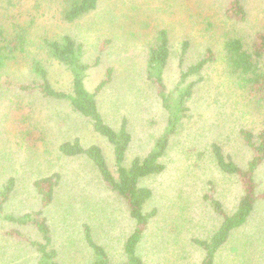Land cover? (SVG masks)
Here are the masks:
<instances>
[{"label":"rangeland","instance_id":"obj_1","mask_svg":"<svg viewBox=\"0 0 264 264\" xmlns=\"http://www.w3.org/2000/svg\"><path fill=\"white\" fill-rule=\"evenodd\" d=\"M173 1L175 5L169 7L166 0H101L90 15L66 27L83 44V62L92 63L99 57L98 64L85 76L84 83L89 90L94 89L107 67L112 68V81L97 99L104 119L114 128L121 117L127 118L131 133L127 162L149 151L167 124V112L145 77L144 65L148 43L154 40L160 27L166 28L170 37V55L164 76L168 89L174 87L181 68L198 59L206 43L213 49L220 48L221 35L227 29L250 36V32L264 28V0H248L247 20L240 23L231 22L222 14L224 0ZM205 16L214 21L208 30L203 28ZM46 17L39 20L38 27L35 25V36L46 32L49 25ZM49 22L48 33L54 35L61 23L56 24L53 19ZM110 38L107 49L100 54L99 43ZM182 38L188 39L190 45L181 65ZM47 67L53 84L67 89L70 75L66 68L55 62ZM9 72L15 79L29 77L23 58H19ZM3 74L0 72V83ZM201 76L203 79L196 84L186 103L187 116L171 137L162 157L164 171L141 181L142 186L149 187L152 192L144 210L156 211L137 248L146 264H197L201 252L190 239L207 237L210 233L200 232L217 224L212 216L205 217L213 215L209 204L202 201L206 182L214 183L216 196L226 212L235 207L239 195L235 178L219 171L209 147L217 142L225 155L244 166L249 150L242 144L238 130L241 126L256 127L253 120L257 119L258 112L232 83L218 58L203 69ZM193 78L196 79L189 80ZM12 94L11 90H0V183L9 175L17 176L18 180V192L11 204L6 205V210L20 213L27 208H39V196L34 195L32 180L57 169L62 175L61 182L53 202L44 209L57 228L53 233L56 260L60 264H90L93 256L80 227L86 222L96 242L108 249L112 263H120L123 259L118 236L132 230V220L123 204L97 182L95 170L86 159L66 158L58 150L62 141L79 137L84 146L99 145L111 163L110 146L82 117L71 111L66 101L35 97L30 99L35 106L34 122L45 131L46 139L44 144L29 147L17 135L10 119L12 107L7 99ZM255 181L258 190L263 192L264 161L256 170ZM64 212H70L66 232L61 225ZM172 224L178 226L172 228ZM8 239L17 240H5L4 253L15 249L20 257L18 263L36 264L32 256L28 258L33 250L36 260V252L28 240L37 239L36 233H22ZM263 248L264 199H259L246 223L221 248L216 264H264L257 254Z\"/></svg>","mask_w":264,"mask_h":264},{"label":"trees","instance_id":"obj_2","mask_svg":"<svg viewBox=\"0 0 264 264\" xmlns=\"http://www.w3.org/2000/svg\"><path fill=\"white\" fill-rule=\"evenodd\" d=\"M100 1L0 0V72H4L0 90L8 89L13 92L7 99L12 107L9 115L13 127L29 147L35 148L44 144L46 133L37 126V122H34L35 106L30 100L40 97L66 101L74 114L82 117L93 132L104 138L110 146L111 163L108 162L107 153L99 145L84 146L79 137L62 141L58 145V150L66 158L86 159L95 170L97 182L102 184L112 198L123 204L132 220V230L128 234L118 236L123 261L116 264H146L138 254L137 248L156 211L144 210L152 192L149 187L142 186L141 181L164 171L162 157L171 137L176 134L187 116L186 103L191 98L196 84L203 79L201 76L203 69L218 58L232 83L258 114L257 119L253 120L256 127L241 126L238 130L242 144L249 150V157L244 166H239L229 155H225L217 142H212L209 147L211 158L219 171L234 177L239 186L235 207L230 212L225 211L217 198L212 181L206 182L205 192L202 194V201L209 204V211L213 214L205 217L212 216V221L215 219L217 224L213 222L214 228L200 232L210 233L207 237H192L190 240L201 252L197 264H216L221 248L235 231L246 223L257 201L264 199V189L263 192L259 191L255 181L256 170L264 161V28L250 32V36L236 29H227L221 35L220 48L213 49L206 43L198 59L184 69L181 68L174 87L168 89L164 76L170 55V37L166 28L160 27L154 40L148 43L144 65L145 77L167 112V124L163 133L153 141L149 151L144 155H136L127 162L126 152L131 141L127 118L121 117L114 128L104 119L97 99L103 88L112 81V68L107 67L94 89L89 90L84 83L85 76L91 67L98 64L99 57L92 63L83 62V44L66 28L67 25L90 15L98 8ZM247 1L224 0L221 12L231 22L246 21L249 14ZM166 3L169 7L175 5L173 0H166ZM45 16L46 24L50 25V19L57 21L56 24L61 23L59 30L51 35L48 33L50 30L48 25L46 32L35 36L34 27ZM202 20L205 30L214 23L210 16H205ZM111 40L105 39L99 43L100 54L105 52ZM189 45L188 39H181L179 53L181 65L185 61ZM19 58H23L28 67L27 79H15L9 72ZM50 62L64 66L69 72L67 89H61L51 81L47 67ZM192 77L196 79L190 81ZM61 178L60 171L54 169L33 179V191L34 195L39 196L40 207L27 208L20 213L6 210V205L11 204L18 192L17 176L9 175L0 183V233L6 238H16L22 233H37L39 239L32 241L28 239L36 252L37 264H60L56 260L57 250L54 245L56 238L53 239V233L57 228L55 224L52 225L44 209L53 202ZM70 212H64L62 216L65 217L61 224L65 232ZM177 226L172 224L171 227ZM80 227L84 241L93 256L90 264H115L112 263L106 246L94 239L91 226L82 222ZM257 254L264 261V248Z\"/></svg>","mask_w":264,"mask_h":264},{"label":"crops","instance_id":"obj_3","mask_svg":"<svg viewBox=\"0 0 264 264\" xmlns=\"http://www.w3.org/2000/svg\"><path fill=\"white\" fill-rule=\"evenodd\" d=\"M36 235H37V239H39L40 237L38 236L37 233ZM0 240H2V246L0 247V264H31V263H18V258L20 257H17L18 253H17V250L15 249L8 250V253H4L3 244L6 242L5 240H8L10 242H16L17 239L11 240L4 236H1ZM30 256H32L34 262L37 264L36 260L33 257V250L31 251V255H29L28 257L29 259H30Z\"/></svg>","mask_w":264,"mask_h":264}]
</instances>
